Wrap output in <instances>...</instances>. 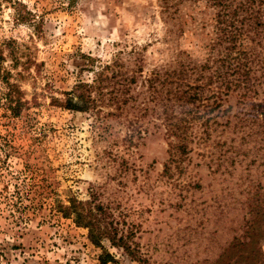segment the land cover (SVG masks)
<instances>
[{"label":"rangeland","instance_id":"rangeland-1","mask_svg":"<svg viewBox=\"0 0 264 264\" xmlns=\"http://www.w3.org/2000/svg\"><path fill=\"white\" fill-rule=\"evenodd\" d=\"M175 9L0 0L2 71L27 102L11 116L0 80V264H264V29L254 54H230L214 47V8ZM185 66L204 86L192 114L163 85ZM106 76L96 109L54 102ZM126 76L136 82L114 100ZM181 119L187 153L170 127ZM74 199L101 206L129 249L95 245L59 211Z\"/></svg>","mask_w":264,"mask_h":264},{"label":"trees","instance_id":"trees-1","mask_svg":"<svg viewBox=\"0 0 264 264\" xmlns=\"http://www.w3.org/2000/svg\"><path fill=\"white\" fill-rule=\"evenodd\" d=\"M160 2L164 13H171L173 9L178 8L184 2H205L214 8L216 10L215 20L217 29V36L214 41L215 48L226 44L225 49L230 54H254L256 46L260 44L257 41H259L258 39L261 37L264 29V0H160ZM175 11L177 10L175 9ZM4 60L3 52L0 50V80L5 85L4 99L6 100L7 110L11 112V116L18 118L21 116L27 102L24 100V93L21 92L18 85L10 81L9 77L11 73L5 70L4 72L2 71ZM90 61L93 62L92 59ZM107 69L110 68L108 67ZM189 69V66H185V69L181 72V78L177 77V81L175 82L169 80V73H166L167 76L163 80V85L164 83L174 85L173 89L169 91V95H173V98L180 104L179 107L185 114H192V109L188 108L189 105L202 99L204 91V86H193L190 79L186 80L187 77L190 78L192 72H195V70L190 72ZM156 77L154 76V79L150 78L147 80L152 87H154ZM105 80L109 81L111 78L106 76L104 80L101 79L94 84L79 82L71 92L66 94L67 99L64 101L54 99V102L58 103L62 108L75 112L92 111L98 107L99 100L95 94H99L102 100L107 95L105 93V86L103 85V81ZM133 82H136L134 77L129 78L126 76L120 83L115 84L119 86L122 84L121 89L114 87L110 91L111 95L114 96L117 93L118 96L120 93L122 95L128 94ZM239 82V79L236 81L228 80L226 81V87L231 91L232 85L238 87ZM116 95L114 96V100L117 99ZM190 125L191 121L188 119H181L177 123H170V127L174 128L175 138L179 140L178 147L182 149L183 153H187L189 138L186 136V131ZM58 207L65 217L74 218L78 226L89 230V238L95 245H100L103 239H108L113 244L121 241L122 247L126 250L129 249L127 248L125 238L123 236L118 238L117 232L112 231L109 227V223L102 216L103 208L101 206L94 205L93 202L74 199L70 201L69 206L60 205ZM112 261L113 257L109 254L100 258L101 264H108ZM254 264L263 263L258 258Z\"/></svg>","mask_w":264,"mask_h":264}]
</instances>
